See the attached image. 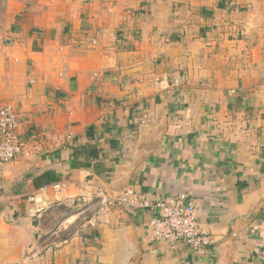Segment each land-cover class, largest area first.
<instances>
[{"label":"crops","instance_id":"1","mask_svg":"<svg viewBox=\"0 0 264 264\" xmlns=\"http://www.w3.org/2000/svg\"><path fill=\"white\" fill-rule=\"evenodd\" d=\"M5 105L0 264H264V0H0ZM182 193L213 245L154 237Z\"/></svg>","mask_w":264,"mask_h":264},{"label":"built area","instance_id":"2","mask_svg":"<svg viewBox=\"0 0 264 264\" xmlns=\"http://www.w3.org/2000/svg\"><path fill=\"white\" fill-rule=\"evenodd\" d=\"M5 45H12L14 39L4 38ZM19 116L16 110L5 105L0 109V162L27 158V141L18 132ZM59 188L60 185H55ZM35 199V197H31ZM118 202L139 204L132 190L117 199ZM101 202L107 206L112 199L103 194ZM145 205H150L145 202ZM153 205V204H151ZM153 206L159 207L157 216L152 219L154 237L169 242H184L194 249H203L213 245L214 236L204 228L196 215V204L186 194H178L159 200Z\"/></svg>","mask_w":264,"mask_h":264}]
</instances>
